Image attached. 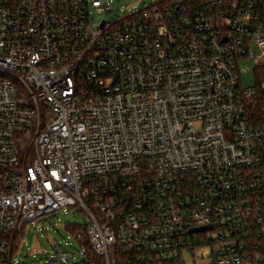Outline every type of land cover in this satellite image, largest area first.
<instances>
[{"label": "built area", "instance_id": "1", "mask_svg": "<svg viewBox=\"0 0 264 264\" xmlns=\"http://www.w3.org/2000/svg\"><path fill=\"white\" fill-rule=\"evenodd\" d=\"M91 7L109 8L0 0V264L67 209L79 264H264V0H156L96 27Z\"/></svg>", "mask_w": 264, "mask_h": 264}, {"label": "rangeland", "instance_id": "2", "mask_svg": "<svg viewBox=\"0 0 264 264\" xmlns=\"http://www.w3.org/2000/svg\"><path fill=\"white\" fill-rule=\"evenodd\" d=\"M156 0H107L108 10L96 11L90 8L92 26L96 27L102 20L110 21L122 12L141 11ZM240 81L243 88H254L257 84V72L252 60L239 62ZM264 88V83L260 84ZM86 217L80 212L67 209L55 211L29 222L20 234V247L16 254L19 264H48L54 255V244L70 255L71 264H79L83 258L81 247L75 241L72 225L83 226ZM185 264H212L214 259L209 256L208 248L200 249L195 256L185 255Z\"/></svg>", "mask_w": 264, "mask_h": 264}, {"label": "trees", "instance_id": "3", "mask_svg": "<svg viewBox=\"0 0 264 264\" xmlns=\"http://www.w3.org/2000/svg\"><path fill=\"white\" fill-rule=\"evenodd\" d=\"M202 1H208V0H200ZM252 119L256 120L255 122L258 124H264V109H258L256 112H253L251 114ZM72 227L71 230L77 231V230H83L82 226H76V225H72L70 226ZM20 241V236L18 238V242Z\"/></svg>", "mask_w": 264, "mask_h": 264}, {"label": "water", "instance_id": "4", "mask_svg": "<svg viewBox=\"0 0 264 264\" xmlns=\"http://www.w3.org/2000/svg\"><path fill=\"white\" fill-rule=\"evenodd\" d=\"M206 228H202V229H198V230H195V231H204ZM194 232V230H193Z\"/></svg>", "mask_w": 264, "mask_h": 264}]
</instances>
